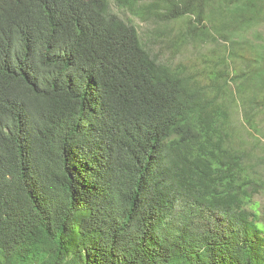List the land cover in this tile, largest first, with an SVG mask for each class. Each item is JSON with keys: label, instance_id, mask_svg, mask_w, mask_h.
I'll list each match as a JSON object with an SVG mask.
<instances>
[{"label": "trees", "instance_id": "16d2710c", "mask_svg": "<svg viewBox=\"0 0 264 264\" xmlns=\"http://www.w3.org/2000/svg\"><path fill=\"white\" fill-rule=\"evenodd\" d=\"M263 192L264 0H0V264H264Z\"/></svg>", "mask_w": 264, "mask_h": 264}, {"label": "rangeland", "instance_id": "374dc122", "mask_svg": "<svg viewBox=\"0 0 264 264\" xmlns=\"http://www.w3.org/2000/svg\"><path fill=\"white\" fill-rule=\"evenodd\" d=\"M138 32L140 36L147 42L151 43V40L149 39V36L151 35L152 31V26L149 24L145 23H139L137 21H134ZM161 59L165 62L172 63V64H179V63H184V64H189V63H194L195 61L197 62H202V52L200 51V55L197 56L196 51H194L191 48H183L180 53H175L173 51L165 50L162 49ZM197 56V58H195ZM207 56V52H204L203 57ZM255 201L258 203L260 206V211L264 213V192L256 196Z\"/></svg>", "mask_w": 264, "mask_h": 264}, {"label": "clouds", "instance_id": "9594fccd", "mask_svg": "<svg viewBox=\"0 0 264 264\" xmlns=\"http://www.w3.org/2000/svg\"><path fill=\"white\" fill-rule=\"evenodd\" d=\"M112 9H113V11L116 13L117 12V8H115L114 6L112 7ZM133 21H137V22H139V23H143V22H140L139 20H136V19H133ZM134 24H135V22H134ZM146 24V23H145ZM136 25V24H135ZM136 28H137V26H136ZM138 30V29H137ZM140 35V34H139ZM151 45H152V51H153V53H155V54H157L158 55V53L160 52V54L162 53V49L160 48V46L159 47H156L154 44H152V41H151ZM181 47V46H180ZM183 48H188V46H186V47H183ZM182 47L180 48V50L178 51V52H176L175 50H169V51H173V52H175V53H180V51L183 49ZM166 50V49H165ZM159 54V56L161 57V55ZM162 60V59H161ZM163 61V60H162ZM166 63H168V62H166ZM168 64H171V65H174L175 66V64H172V63H168Z\"/></svg>", "mask_w": 264, "mask_h": 264}]
</instances>
